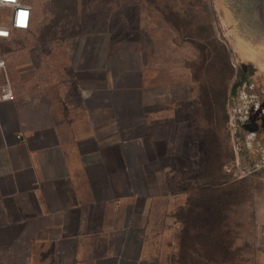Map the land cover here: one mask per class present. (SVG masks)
I'll return each instance as SVG.
<instances>
[{"label":"rangeland","instance_id":"1","mask_svg":"<svg viewBox=\"0 0 264 264\" xmlns=\"http://www.w3.org/2000/svg\"><path fill=\"white\" fill-rule=\"evenodd\" d=\"M23 1L30 28L0 39L5 86L13 68L31 91L79 83L121 135L143 132L163 178L149 257L264 264V0Z\"/></svg>","mask_w":264,"mask_h":264},{"label":"crops","instance_id":"2","mask_svg":"<svg viewBox=\"0 0 264 264\" xmlns=\"http://www.w3.org/2000/svg\"><path fill=\"white\" fill-rule=\"evenodd\" d=\"M22 70L7 99L0 69V264H164L145 246L163 178L146 165L143 132L124 125L121 135L79 83L25 88Z\"/></svg>","mask_w":264,"mask_h":264},{"label":"built area","instance_id":"3","mask_svg":"<svg viewBox=\"0 0 264 264\" xmlns=\"http://www.w3.org/2000/svg\"><path fill=\"white\" fill-rule=\"evenodd\" d=\"M7 8L6 16H0V39H8L15 30H27L33 21V8L31 4L23 0H0V9ZM5 67V60L0 56V69ZM4 98L13 99L10 84L3 91Z\"/></svg>","mask_w":264,"mask_h":264},{"label":"water","instance_id":"4","mask_svg":"<svg viewBox=\"0 0 264 264\" xmlns=\"http://www.w3.org/2000/svg\"><path fill=\"white\" fill-rule=\"evenodd\" d=\"M259 46V45H258ZM262 46V45H261ZM264 47V46H263ZM242 49V48H241ZM242 51L244 52V56H248V57H252V56H250L248 53H246L243 49H242ZM254 58V57H253Z\"/></svg>","mask_w":264,"mask_h":264},{"label":"trees","instance_id":"5","mask_svg":"<svg viewBox=\"0 0 264 264\" xmlns=\"http://www.w3.org/2000/svg\"><path fill=\"white\" fill-rule=\"evenodd\" d=\"M243 80H244V79H242V80L238 83V85H240V84L243 82Z\"/></svg>","mask_w":264,"mask_h":264}]
</instances>
